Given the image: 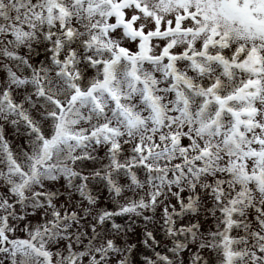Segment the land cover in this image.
<instances>
[{
	"label": "snow or ice",
	"instance_id": "6c2138e0",
	"mask_svg": "<svg viewBox=\"0 0 264 264\" xmlns=\"http://www.w3.org/2000/svg\"><path fill=\"white\" fill-rule=\"evenodd\" d=\"M0 264H264V0H0Z\"/></svg>",
	"mask_w": 264,
	"mask_h": 264
}]
</instances>
